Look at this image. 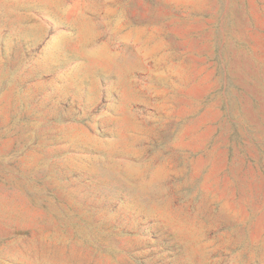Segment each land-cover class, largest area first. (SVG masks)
<instances>
[{"label": "rangeland", "instance_id": "rangeland-1", "mask_svg": "<svg viewBox=\"0 0 264 264\" xmlns=\"http://www.w3.org/2000/svg\"><path fill=\"white\" fill-rule=\"evenodd\" d=\"M0 264H264V0H0Z\"/></svg>", "mask_w": 264, "mask_h": 264}]
</instances>
